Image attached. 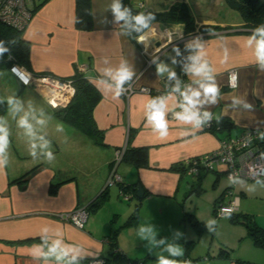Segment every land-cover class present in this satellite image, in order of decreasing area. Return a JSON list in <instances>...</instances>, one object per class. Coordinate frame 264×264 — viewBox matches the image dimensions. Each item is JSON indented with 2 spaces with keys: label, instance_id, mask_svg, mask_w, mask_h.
Instances as JSON below:
<instances>
[{
  "label": "crops",
  "instance_id": "obj_1",
  "mask_svg": "<svg viewBox=\"0 0 264 264\" xmlns=\"http://www.w3.org/2000/svg\"><path fill=\"white\" fill-rule=\"evenodd\" d=\"M181 1L190 4V0ZM218 1L220 9L226 10L224 1ZM112 3L113 0H90L92 28L82 31L75 27V0H30V7L38 8L22 34L30 44L29 72L65 80L80 67H85V77L101 96L92 118L103 133V145H96L90 136L56 118L47 102L46 89L24 87L15 77H11L12 91L0 89V118L5 122L10 139L9 165L0 169V264H56L54 258L33 260L30 255L32 246L41 243L43 228L48 229L49 243L61 238L65 244L81 245L89 255L80 264H89L91 259L97 258L112 259L115 249L133 261L156 259L153 255L162 253L163 249L154 247L149 252L148 242L137 236L138 228L152 225L157 231V240L168 238L175 221L180 218L181 225L184 213L191 214L185 211L184 201L179 203V191L187 175L169 169L214 152L221 138L235 137L250 129L264 130V67L255 63V46L247 44L252 31L244 28L239 17L229 15V11L222 17L220 12V18H210L209 14L201 18L196 16L193 18L195 28L190 33H186L184 24L155 22L141 35L144 37L142 43H133L122 30L121 21L115 20ZM133 4L145 13H158L157 7L145 9V3L139 0H134ZM202 26L220 27L221 30L201 33ZM180 42L196 45L195 55L199 53L201 60L208 62L220 88L217 102H204L197 106L198 111L209 112L215 120L228 119L233 125L229 133L214 134L204 131L202 125L197 128L175 120L171 113L177 109L179 101L175 94L169 93L163 96L169 131L167 137L161 139L159 133L145 123L146 105L152 96L127 95L126 88L131 84L135 88L161 91L162 79L176 69L173 47ZM160 64L167 71L159 73L157 65ZM121 65L134 74L117 96L115 81L106 70L115 72ZM232 69L238 76L233 89L227 86V72ZM200 79L186 72L184 89L197 88L194 81ZM8 97L17 98L24 111L45 121L43 125L36 124L35 120L31 122L37 135L51 142L56 156L52 163L33 160L28 155L30 138L17 125L23 112H12ZM201 100L205 98L202 96ZM58 126L62 130H58ZM141 147L148 148L147 168L136 169L123 162L114 169L112 164L117 151ZM113 169L123 184L142 188L143 198L129 194L126 201L135 200L133 205L112 203L120 196L117 184L110 185L111 188L107 186ZM224 171V168H217L213 172L214 185ZM193 183H197V178L187 183L186 189L189 190ZM199 183L201 186V180ZM105 187L106 199L97 210L88 212L83 228L60 218L88 206ZM137 205V223L124 226ZM57 231L62 233L61 237L55 235ZM181 235L183 238H172V242L191 241L186 238V231Z\"/></svg>",
  "mask_w": 264,
  "mask_h": 264
},
{
  "label": "trees",
  "instance_id": "obj_2",
  "mask_svg": "<svg viewBox=\"0 0 264 264\" xmlns=\"http://www.w3.org/2000/svg\"><path fill=\"white\" fill-rule=\"evenodd\" d=\"M134 0H120L124 7L131 9L132 15H136L138 12H143L141 9L136 8L133 4ZM226 7L230 10L236 12L240 20L244 24V28L253 31L259 24H264V4L259 0H223ZM38 8H31V13ZM144 13V12H143ZM148 15L149 13H144ZM155 16L154 20L150 21V25L155 22L166 23L169 25L184 24L186 33H190L194 30V19L191 17L188 6L185 3H176L172 5L168 11L162 13H152ZM124 25V21H121V27ZM75 27L78 30L89 31L92 28L91 20V5L90 0H75ZM150 27V26H149ZM148 29V28H147ZM147 29L142 32L137 33L134 30L123 28L122 30L133 43L137 42V37L141 36ZM221 30L220 27L215 26H202L199 28L201 33L204 32H214ZM22 31L14 30L8 26L0 23V47L6 49L2 54H0V70L8 69L13 65H19L24 67L29 71V52L30 44L22 38ZM175 49V78L169 84L167 82L166 76L162 79V89L159 92L151 91L149 95L152 97H163L166 94L172 92L173 88L177 85L179 81V87L183 81H185L186 66L192 63L191 56L195 55L196 45H186L183 42L177 43L173 47ZM178 50V51H177ZM71 82L74 89V94L70 102L65 107L54 108V116L61 120L64 124L73 127L80 132L90 136L96 145H103V133L100 132L93 121L92 111L100 100L101 96L94 85L85 77L84 73L76 70V73L67 79ZM202 124V123H201ZM232 123L226 118H220L215 120L212 118L210 127L204 129L214 134L217 133H229L232 129ZM131 136V135H129ZM127 163L136 169H143L148 167V148H125L122 153L120 163ZM185 162V161H184ZM184 162L172 166L169 171L178 172L185 175L186 167ZM204 175L201 174L197 178V183H193L190 186L189 194L199 193L200 183ZM199 180V181H198ZM136 185L118 184L119 192L122 191L125 194L134 195L136 191ZM227 190V189H226ZM223 194L215 200L213 212L216 214V205L223 200ZM107 197V187L95 198L88 206L85 207L87 212L97 210ZM133 198V197H132ZM185 219H190L192 221L193 227L199 231L203 229L201 223L194 217V215L189 213H184ZM232 223L240 221L244 224L247 230V237L253 242V244L259 248L264 249V228H261L253 220L250 215H238L236 213L228 216ZM138 220V205L135 207V211L129 217L127 222L124 224L126 227L134 226ZM179 245H182L186 250L184 252V261H190L193 264L196 260L191 259L187 255V247L191 244V241H177ZM224 252V251H223ZM112 259H91L93 260H104V264H146L150 259L142 261H133L126 258V256L118 251L114 250ZM233 264H249L248 262L236 261Z\"/></svg>",
  "mask_w": 264,
  "mask_h": 264
},
{
  "label": "clouds",
  "instance_id": "obj_3",
  "mask_svg": "<svg viewBox=\"0 0 264 264\" xmlns=\"http://www.w3.org/2000/svg\"><path fill=\"white\" fill-rule=\"evenodd\" d=\"M111 11L117 22L124 21L123 28H128L136 31L137 33L142 32L144 29L149 28L150 21L155 19L152 13L145 15L143 12H138L136 15H132L131 9L124 7L120 0H113L111 4ZM144 41L143 36L137 37V42L142 43ZM247 44L255 46V63L264 67V24H259L255 29H253L252 34L247 38ZM197 47L199 45L197 44ZM6 49L0 47V54H2ZM178 51V50H177ZM192 63L186 66V72L200 77V80L194 81L198 84L197 88H192L191 86L185 88L183 91L179 87V81L177 85L173 88L174 92H178L182 98L179 103V108L181 111L173 113L174 119L181 121L185 124H193L195 127L199 128L202 121L210 119L211 114L207 111L201 116L198 111L197 106L204 102L210 101L212 103L217 102V97L220 95V88L215 83V76L212 72L206 60H201L200 54L191 56ZM159 73H164L167 68L163 65H157ZM107 74L112 77L115 81L116 95L119 96L123 91V86L128 82L133 76V72L126 66L121 65L119 68L113 72L111 69L106 70ZM169 78H175V72H168ZM238 77L236 74H229V87L237 86ZM27 83V82H25ZM205 100H201V97ZM237 101L234 100V103ZM7 103L14 113H21L17 121L19 128L23 129L25 135L30 138L29 152L28 155L33 160L46 161L52 163L56 156L51 150V142L45 139L42 135H37L34 128L32 120H35L36 124L43 125L45 121L39 119L32 115L28 111H24L23 105L15 97H8ZM52 103V102H51ZM53 107L56 105L53 103ZM246 107L251 108V105H246ZM146 121L148 125L151 126L154 132H158L161 139H164L168 135L169 131V121L167 116V106L164 97H152L149 103L146 105ZM58 130H62L61 126H58ZM261 139H264V134L261 135ZM10 146L9 131L5 127V122L3 118H0V169L6 168L9 165L7 150ZM74 222L77 224L79 221L73 217ZM215 221L209 222V232H212L211 224ZM48 232L47 228L41 230V243L34 244L32 246L30 255L33 260L39 259L47 261L54 258L56 264H80V261L88 257V253L81 245H68L65 244L61 238L53 239L49 243V238L46 235ZM57 237H61L62 233L57 231L55 234ZM176 238L181 236V233L176 232ZM137 236L140 240H145L148 242L146 247L148 251L151 252L152 248L163 246V251L168 253V256L158 255L156 259V264H179V261L175 259H170L169 257H183L184 249L179 244L168 243L166 238L156 239L157 231L152 225H141L138 228ZM83 253V254H82ZM92 257H96L95 254H91ZM184 264H191L190 261H185Z\"/></svg>",
  "mask_w": 264,
  "mask_h": 264
},
{
  "label": "rangeland",
  "instance_id": "obj_4",
  "mask_svg": "<svg viewBox=\"0 0 264 264\" xmlns=\"http://www.w3.org/2000/svg\"><path fill=\"white\" fill-rule=\"evenodd\" d=\"M259 1L264 4V0ZM139 2L145 3V9L157 7L158 13L168 11L176 3H182L181 0L177 2L176 0H139ZM189 2L190 4L187 6L192 18L196 16L201 18L208 14L210 18H220V12H222V17L225 11H229V15L232 13L239 17L236 12L229 8L222 11L218 0H190ZM137 6L139 7V4ZM11 77L14 76L7 69L0 70L1 90L3 89L6 92L13 90ZM218 169H223V167H218ZM194 181V177H184L179 191V203L184 201L185 211L190 212L197 218L203 227L202 232L197 231L193 227L192 221L188 218L185 219L184 216L185 224L182 223L180 225V218L176 220L175 228L173 226L169 230L170 235L166 238L167 242L176 244L172 242V238L176 237L172 236H175L176 232L182 233L186 231V238H189L192 242L187 247L186 253L188 257L196 260L193 264H233L236 261L248 262L249 264H264V249L255 246L247 237V230L244 224L241 223V219L236 223H232L229 217H221L213 212L215 200L226 189L230 188L232 195L229 196L224 193L222 201L227 203L228 200L239 197L240 204L235 213L238 215H251L256 224L264 228V182L237 179L235 184L232 185L227 177L222 174L218 184L214 185L215 174L209 172L201 179L199 193L189 194V190L186 189L187 183L190 184ZM118 197L120 200L115 197L112 203L118 201L125 205H133L135 202V200L126 201L121 196ZM210 221H215V223L211 224L212 232H209ZM180 237L183 238L182 235ZM160 248L163 249V246H160ZM183 249L185 252L186 249L184 247ZM158 255L168 256V253L162 251ZM158 255H153V257ZM169 258L179 261V264H184L185 262L184 259H181L182 257ZM156 259L151 260L148 264H156Z\"/></svg>",
  "mask_w": 264,
  "mask_h": 264
},
{
  "label": "built area",
  "instance_id": "obj_5",
  "mask_svg": "<svg viewBox=\"0 0 264 264\" xmlns=\"http://www.w3.org/2000/svg\"><path fill=\"white\" fill-rule=\"evenodd\" d=\"M30 0H0V23L8 26L14 30L24 32L29 21L32 17ZM79 72L84 73L85 67H80ZM9 72L21 83L24 87H37L44 88L49 93L47 98L48 104L54 109L57 107H65L70 102L74 89L71 82L67 79H59L48 75H35L27 71L24 67L13 64L9 68ZM236 74V70L232 69L227 72V86L229 87V74ZM238 77V76H237ZM173 78H167V82L170 84ZM27 82V83H25ZM237 83V82H236ZM186 85V82L181 83L182 91ZM164 86L162 89H166ZM235 88V87H229ZM152 90L147 87L135 88L132 84L126 88V93L129 96L133 93L150 94ZM178 98L179 103L182 98L178 92H174ZM58 96H55V95ZM52 102V103H51ZM56 106L53 107L52 104ZM181 109L179 105L173 112H179ZM173 113L171 117L174 118ZM204 111H201V116ZM212 121L210 119L202 121L203 129H208ZM264 134V130L250 129L245 130L241 134L235 137L221 138L218 148L207 155L191 158L184 162L186 167L185 174L189 177H198L201 174L215 172L218 167L225 169L224 175L229 182L234 185L237 179H245L249 181L264 182V139H261V135ZM123 150L117 151L113 162L114 169L119 165ZM112 171L108 178L107 186L114 184H121L122 179L119 175ZM228 190V191H227ZM225 194L231 196V189H227ZM119 195L124 199L130 198L129 194H125L120 191ZM239 200L231 199L229 202L224 203L221 201L216 205V214L221 217H228L234 214L238 210ZM88 216L87 210L79 208L73 212L63 215L60 218L64 221L72 223L75 227L81 229L86 223ZM73 217L76 218L79 223L74 222ZM89 264H104V260H93Z\"/></svg>",
  "mask_w": 264,
  "mask_h": 264
},
{
  "label": "water",
  "instance_id": "obj_6",
  "mask_svg": "<svg viewBox=\"0 0 264 264\" xmlns=\"http://www.w3.org/2000/svg\"><path fill=\"white\" fill-rule=\"evenodd\" d=\"M159 46V45H158ZM1 109V108H0ZM134 196H135V198H137V199H142L143 198V196H144V191H143V189L142 188H138V189H136V191L134 192Z\"/></svg>",
  "mask_w": 264,
  "mask_h": 264
}]
</instances>
